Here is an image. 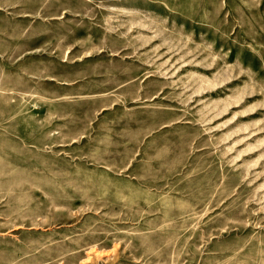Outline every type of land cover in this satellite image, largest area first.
<instances>
[{
  "label": "rangeland",
  "instance_id": "1",
  "mask_svg": "<svg viewBox=\"0 0 264 264\" xmlns=\"http://www.w3.org/2000/svg\"><path fill=\"white\" fill-rule=\"evenodd\" d=\"M0 264H264V0H0Z\"/></svg>",
  "mask_w": 264,
  "mask_h": 264
}]
</instances>
